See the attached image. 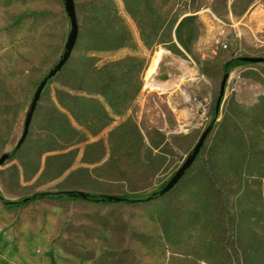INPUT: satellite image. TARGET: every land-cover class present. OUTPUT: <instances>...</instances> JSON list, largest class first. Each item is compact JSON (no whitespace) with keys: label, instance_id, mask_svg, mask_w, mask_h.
I'll return each instance as SVG.
<instances>
[{"label":"rangeland","instance_id":"374dc122","mask_svg":"<svg viewBox=\"0 0 264 264\" xmlns=\"http://www.w3.org/2000/svg\"><path fill=\"white\" fill-rule=\"evenodd\" d=\"M73 1L78 16L87 0ZM114 1L134 40L131 46L116 52L97 53L98 64L126 55L145 57L142 88L108 127L74 146L77 155L72 168L87 169L53 178L54 167L43 172L42 158L38 173L26 178L18 154L0 165V195L6 200L37 192L57 193L52 198L30 200L16 209L4 207L0 199L1 236L10 241L18 264H197L187 257L170 255L171 249H176L168 244L163 232L165 214L161 209L170 204V212H181L190 205L184 198L171 194L128 203L58 195L77 187L74 189L80 192L105 197L148 196L168 182L202 132L210 127L184 176L201 164L232 94L246 106L255 104L264 94V62L239 65L227 73L214 116L223 64L237 56L264 57V0H170L163 8L167 18L161 35L164 42L175 41V26L182 17L196 16L189 51L181 56L162 44L147 50L124 13L121 0ZM69 28L63 0H0V80L6 87V92H0V156L9 154L20 139L34 91L59 59ZM161 48L162 57L150 75L154 55ZM76 53L83 54L77 49L71 54ZM57 86L53 78L41 94L27 139L44 135L40 107H48L47 96L54 98ZM127 117L136 122L142 135L141 156L127 152L108 159V132ZM92 142L103 145L105 157L97 164L86 165L81 163L83 149ZM152 142L159 144L153 147ZM147 147L152 148L149 159L143 157ZM14 166L19 169L18 175Z\"/></svg>","mask_w":264,"mask_h":264},{"label":"trees","instance_id":"16d2710c","mask_svg":"<svg viewBox=\"0 0 264 264\" xmlns=\"http://www.w3.org/2000/svg\"><path fill=\"white\" fill-rule=\"evenodd\" d=\"M169 1L121 0L124 13L134 23L147 50L162 44L181 56L189 51L196 16L182 17L175 27V41L164 42L161 35L167 18L163 8ZM76 17L78 35L73 49L83 54H71L53 77L58 82L54 98L48 95V107H40L44 135L34 139L25 137L9 153V156H20L21 171L26 178L38 173L42 158L43 172L54 167L53 178L67 171L70 176L87 169L72 168L77 155L74 146L108 127L142 88L145 57L126 55L98 64L97 53L116 52L131 46L134 40L115 1L87 0ZM243 64L248 62L240 56L232 57L222 69L225 74ZM0 92H6L1 80ZM217 112L214 111V116ZM107 140L108 159L127 152L141 156L142 135L131 117L113 126ZM158 144L152 142L151 146ZM103 148L97 142L86 143L81 163L101 162L105 157ZM151 151L147 147L143 157L149 159ZM14 171L19 174L17 166ZM164 186L145 197H124L127 199L124 202L138 203L171 194L189 202L181 212H170V204L161 209L165 214L162 221L165 239L176 249H171L170 255L187 257L197 264H264V94L251 106L239 103L232 94L201 164L173 188L160 193ZM74 188L77 187L58 196L109 202L104 199L105 195L84 193L81 196ZM54 195L57 193L37 192L13 201L1 195L0 199L4 207L16 209L30 200Z\"/></svg>","mask_w":264,"mask_h":264},{"label":"water","instance_id":"95a60500","mask_svg":"<svg viewBox=\"0 0 264 264\" xmlns=\"http://www.w3.org/2000/svg\"><path fill=\"white\" fill-rule=\"evenodd\" d=\"M64 2V7L65 11L69 20V32L67 35V40L64 45L63 52L61 53L59 59L57 62L48 70V72L45 74V76L42 78L38 86L36 87L34 94L32 96L31 102L29 104V108L27 111V114L25 116L24 124H23V131L20 136V139L18 140L17 144L15 147H18L23 140L25 139L27 132H28V127L32 118V115L34 113V110L39 102V99L41 97V93L45 86L47 85L48 81L51 80L57 72L63 67L67 59L72 53V50L74 48L77 35H78V21L76 17V12H75V5L73 0H63ZM180 21V20H179ZM178 21V22H179ZM177 22V24H178ZM176 24V25H177ZM176 27V26H175ZM241 60L244 62L248 63H258V62H264V57H257V56H242ZM227 79V73L223 74L221 83H220V89H219V94L217 97V102H216V111L219 109V104L221 102L222 96L224 94V88H225V83ZM210 132V127L206 128L201 136L198 139V142L192 149V152L189 156L186 157V159L183 161L181 166L176 170V172L172 175V177L168 180V182L165 184L164 188L160 191V193H163L167 190H170L173 188L178 181L184 176L185 172L190 168L192 163L195 161L201 147L203 146V143L205 139L207 138L208 134ZM9 157V154L4 153L0 156V165ZM81 196H85L83 192H80ZM104 199L108 200L109 202H124L127 199L124 197H118V196H113V195H108Z\"/></svg>","mask_w":264,"mask_h":264},{"label":"crops","instance_id":"0c3cea01","mask_svg":"<svg viewBox=\"0 0 264 264\" xmlns=\"http://www.w3.org/2000/svg\"><path fill=\"white\" fill-rule=\"evenodd\" d=\"M3 229L0 231V264H18L14 254V248L9 240H4L1 236Z\"/></svg>","mask_w":264,"mask_h":264},{"label":"bare ground","instance_id":"6f19581e","mask_svg":"<svg viewBox=\"0 0 264 264\" xmlns=\"http://www.w3.org/2000/svg\"><path fill=\"white\" fill-rule=\"evenodd\" d=\"M157 50H158V49H157ZM163 52H164V49L162 50V48H161L160 50L156 51V53H155V55H154V58H153V61H152V63H151V67H150V75H151L152 73H154V70H155V68H156V66H157V63H158L160 57H162V53H163ZM167 53H168V52H167Z\"/></svg>","mask_w":264,"mask_h":264}]
</instances>
